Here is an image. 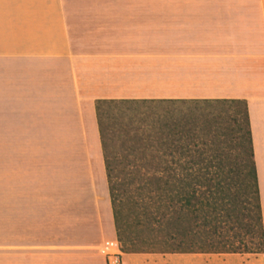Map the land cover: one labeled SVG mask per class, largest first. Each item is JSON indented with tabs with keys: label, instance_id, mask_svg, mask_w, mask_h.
Masks as SVG:
<instances>
[{
	"label": "crops",
	"instance_id": "1",
	"mask_svg": "<svg viewBox=\"0 0 264 264\" xmlns=\"http://www.w3.org/2000/svg\"><path fill=\"white\" fill-rule=\"evenodd\" d=\"M217 100L248 103L264 219V0H0L3 211L18 228L40 226L47 210L60 217L65 243L50 231L41 258L101 242L121 252L97 102ZM186 256L172 264H264Z\"/></svg>",
	"mask_w": 264,
	"mask_h": 264
},
{
	"label": "trees",
	"instance_id": "2",
	"mask_svg": "<svg viewBox=\"0 0 264 264\" xmlns=\"http://www.w3.org/2000/svg\"><path fill=\"white\" fill-rule=\"evenodd\" d=\"M143 105L228 107L238 153L225 158L220 128L225 118L212 113L202 121L187 119L162 127L147 119L131 125L120 119L115 122L119 128H111L113 140L119 142L110 143V111ZM96 109L123 254L264 255V219L246 101H98ZM117 169L124 172L120 178ZM132 190L138 192L134 202L125 197ZM127 205L136 212L135 226L142 234L131 230Z\"/></svg>",
	"mask_w": 264,
	"mask_h": 264
},
{
	"label": "rangeland",
	"instance_id": "3",
	"mask_svg": "<svg viewBox=\"0 0 264 264\" xmlns=\"http://www.w3.org/2000/svg\"><path fill=\"white\" fill-rule=\"evenodd\" d=\"M226 106H175V105H143L138 107H125L122 110H113L110 111V119H106V126L108 130L109 138L112 139L110 143H118L117 139L113 140V131L112 129L119 128L120 124L115 122L118 120L124 121L126 124L131 125L136 123L139 120L147 119L151 124H156L157 127H162L165 123H178L180 121L185 122L187 119H197L202 121L204 116L212 113L213 115L223 114L225 120L223 121L222 126L220 127L224 133V136L221 138L223 143L222 148L224 150V156L226 159L234 157L237 153V141H236V126L232 120L228 119L226 115ZM117 125V126H116ZM110 129V130H109ZM112 136V137H111ZM117 140V141H116ZM117 146V150H121L119 144H114ZM3 164L0 159V264H105V260L102 257L99 248L100 246L104 247L105 243H98L95 247L89 250H74L75 252H68L67 249H47L48 251L56 252V258H53V254H49L52 258H41V249H35L43 245L42 241L46 243L50 242L51 236L49 235L50 231L55 232V236H52L54 239L52 244L53 246H63L65 241L63 237L60 236V217L52 216L51 222L50 216L55 215L53 213L42 212L43 221H41L40 226L37 227H25L22 226L18 228L17 224L11 222L12 216L15 213L3 211L4 199L8 204L10 201V195L8 191V179L6 181L7 188L6 192L3 190ZM6 175H9V165H5ZM39 171L43 172V175H49V165L40 164L38 165ZM117 177H122L124 172L121 169H117L115 172ZM43 184H48L50 182L49 178L41 181ZM47 186V185H46ZM44 187V186H43ZM136 187V186H135ZM134 187V188H135ZM42 198L40 202L42 205L47 207L50 204V194L49 191H43ZM128 201H136L138 199V192L132 190L125 193ZM132 206L127 205L125 208V214L128 218V223L132 226L131 230L134 233L142 234V230L135 226L136 218L135 213L131 209ZM59 216V215H58ZM18 235L20 240H18ZM62 251V252H60ZM66 251V252H64ZM64 252V253H63ZM124 260V254L121 253ZM47 255V257L49 256ZM183 255H160V254H137L138 260L136 264H172L177 261ZM185 257H188L185 255ZM146 259V261H142ZM126 264V263H125ZM191 264V263H185Z\"/></svg>",
	"mask_w": 264,
	"mask_h": 264
},
{
	"label": "built area",
	"instance_id": "4",
	"mask_svg": "<svg viewBox=\"0 0 264 264\" xmlns=\"http://www.w3.org/2000/svg\"><path fill=\"white\" fill-rule=\"evenodd\" d=\"M99 251L106 264H124L122 252L114 251L106 247H101Z\"/></svg>",
	"mask_w": 264,
	"mask_h": 264
}]
</instances>
